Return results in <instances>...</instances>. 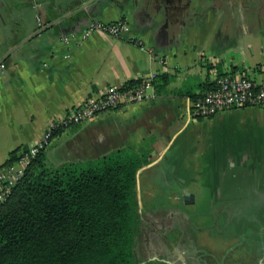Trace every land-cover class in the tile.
<instances>
[{"label":"crops","instance_id":"0c3cea01","mask_svg":"<svg viewBox=\"0 0 264 264\" xmlns=\"http://www.w3.org/2000/svg\"><path fill=\"white\" fill-rule=\"evenodd\" d=\"M38 16L52 27L31 38L40 31ZM94 20H125L131 32L125 39L94 32L63 42ZM130 38L162 53L166 63ZM4 58L0 167L11 152L35 145L52 121L100 98L109 86L141 83L156 73L154 99L60 131L45 151L48 160L59 166L120 149L145 151L150 162L138 172V198L188 193L198 199L216 192L264 198V110L229 109L198 120L189 95L203 96L209 91L204 84L226 74L264 84V0H0V61ZM193 229L206 231L203 224ZM203 233L195 241L175 235L147 242L148 252L152 249L147 256L157 264H264L262 241L244 238L239 253L227 256L234 244Z\"/></svg>","mask_w":264,"mask_h":264},{"label":"trees","instance_id":"16d2710c","mask_svg":"<svg viewBox=\"0 0 264 264\" xmlns=\"http://www.w3.org/2000/svg\"><path fill=\"white\" fill-rule=\"evenodd\" d=\"M149 162L147 152L129 149L59 166L39 154L0 208V264H157L141 246L136 189Z\"/></svg>","mask_w":264,"mask_h":264},{"label":"built area","instance_id":"2783aa9c","mask_svg":"<svg viewBox=\"0 0 264 264\" xmlns=\"http://www.w3.org/2000/svg\"><path fill=\"white\" fill-rule=\"evenodd\" d=\"M37 25L40 29L45 26L40 16L37 17ZM94 32L125 39L130 34L131 27L125 20L115 22L94 20L81 35L70 33L63 36L62 40L66 44L71 41L79 42L88 39ZM129 40L141 50L148 52L154 60L166 63L162 53L156 52L142 40L135 38ZM2 68H4L3 65ZM156 79L157 74L153 73L150 78L142 80L140 84L131 88L111 85L100 98H92L84 105L74 108L67 116L52 121L41 139L29 149L23 150L16 162L0 167V208L10 197L13 188L23 178L33 160L49 148L57 133L85 122H91L105 112L154 99ZM215 83L212 91L192 101L191 114L196 119H210L229 109L256 107L264 110V84L250 77L235 74L220 76Z\"/></svg>","mask_w":264,"mask_h":264},{"label":"rangeland","instance_id":"374dc122","mask_svg":"<svg viewBox=\"0 0 264 264\" xmlns=\"http://www.w3.org/2000/svg\"><path fill=\"white\" fill-rule=\"evenodd\" d=\"M207 120V119H206ZM234 182H230L231 186H235ZM230 186V188H231ZM220 191V190H219ZM188 192V191H187ZM209 194V191L207 192ZM187 195L188 193H184ZM185 196L183 197H167V196H159V197H139L138 201L143 204L144 211H141V217L147 223L153 220L152 216H156L161 220L165 219L166 217L172 218L171 223L174 224L175 221H178L177 218L180 217L182 206H191L194 205L195 207L192 210H197L196 212H206L204 216L206 220L212 222H218L220 225L224 221L223 215L220 213L223 210H229L230 216L234 217L233 220H236L238 216L244 214V218L242 221L247 222L246 226V233L255 232V237L252 242H259L258 240L264 243V229H259V226L264 225V198L256 197V196H239V195H230V196H220L219 192L216 194L211 195H202L198 199H194V202L186 201ZM195 198V197H194ZM174 206L173 210L175 212L171 213H162L158 212L161 209V206L171 205ZM167 208V207H162ZM209 216V217H208ZM189 220L184 219L185 226H191V224H186ZM179 222V221H178ZM143 241V240H142ZM217 241V240H215ZM213 263V262H212ZM216 262H214L215 264ZM257 262L248 261L244 262V264H253ZM185 264H192L190 261L186 262Z\"/></svg>","mask_w":264,"mask_h":264},{"label":"flooded vegetation","instance_id":"af4514ba","mask_svg":"<svg viewBox=\"0 0 264 264\" xmlns=\"http://www.w3.org/2000/svg\"><path fill=\"white\" fill-rule=\"evenodd\" d=\"M165 206H161L162 213H171L175 212L173 210V207H167L162 208ZM193 208H196L195 205L191 206H182V211L180 214V217L177 218L178 221H175L174 224L171 223L172 218L166 217L165 219L161 220L160 218L156 216H152L153 220L150 221L149 223L145 222L143 218V227L145 229L144 235H143V241L145 244L147 242H163L164 240H168V238L172 239L175 235L177 237H180L185 241H195L198 236L201 235L202 232L203 234L208 237V239H223L224 241H228L229 243L234 244L233 248H229L227 253V256L231 255H236L239 253L240 247H238V242L244 240V238H248L249 240H253L255 237V232L252 233H246V224L247 222L242 221L244 218V214L241 216H238L236 220H233L234 217L230 216L229 210H223L220 212L223 217L224 221L219 225L218 222H211L209 217V220H206L204 216V213L206 212H196L197 210H192ZM170 209V210H169ZM139 213L140 209H139ZM141 215V214H140ZM184 219H187L189 221L185 222L186 224H191V226H185L184 224ZM199 224H203L206 227V231L203 229H199L197 232L194 231L193 227ZM177 228V229H176ZM173 229H176L175 231ZM148 244V243H147ZM146 248L150 247L148 245ZM152 250V249H150ZM150 250L147 253L150 254ZM253 253V251L251 252ZM150 257V255H149ZM152 259V258H151ZM154 261V258L152 259ZM155 262V261H154ZM157 263V262H155ZM209 263V262H207ZM238 262H234L233 264H237ZM193 264V263H192Z\"/></svg>","mask_w":264,"mask_h":264},{"label":"water","instance_id":"95a60500","mask_svg":"<svg viewBox=\"0 0 264 264\" xmlns=\"http://www.w3.org/2000/svg\"><path fill=\"white\" fill-rule=\"evenodd\" d=\"M51 27H52V25L44 26L43 28L40 29L39 32H37V34H35V35L32 36L31 38H34L35 36L41 34L42 32L47 31V30L50 29ZM12 52H13V51H11L10 54H11ZM4 60H5V58H4L2 61H0V67L3 65ZM184 199H185L186 201L194 202V199H195V198H194L193 196H191L190 194H187V195L185 196Z\"/></svg>","mask_w":264,"mask_h":264}]
</instances>
